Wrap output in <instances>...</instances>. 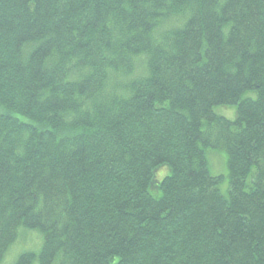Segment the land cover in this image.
<instances>
[{
	"label": "trees",
	"instance_id": "trees-1",
	"mask_svg": "<svg viewBox=\"0 0 264 264\" xmlns=\"http://www.w3.org/2000/svg\"><path fill=\"white\" fill-rule=\"evenodd\" d=\"M0 107V264H264V0H0Z\"/></svg>",
	"mask_w": 264,
	"mask_h": 264
},
{
	"label": "rangeland",
	"instance_id": "rangeland-1",
	"mask_svg": "<svg viewBox=\"0 0 264 264\" xmlns=\"http://www.w3.org/2000/svg\"><path fill=\"white\" fill-rule=\"evenodd\" d=\"M255 92L244 94L243 97L255 98ZM4 109L0 107V112ZM214 113L222 116L230 121L236 119V107L235 106H217L213 108ZM24 120L23 118H21ZM205 157L207 161L208 171L213 176H219L221 178V183L219 189L221 193L226 197L228 195L229 188V178L228 170L226 166V154L224 151L215 150H205ZM170 174L167 167L161 166L153 172V185L158 186L159 182L166 176ZM251 176L247 178V184L250 183ZM156 182V183H154ZM156 187H149V193L153 197L160 196V190ZM42 246V236L36 230H29L20 228L17 232V238L13 244L7 250L1 264H16L18 256L24 252H32L38 254ZM32 264H37V261H33Z\"/></svg>",
	"mask_w": 264,
	"mask_h": 264
}]
</instances>
